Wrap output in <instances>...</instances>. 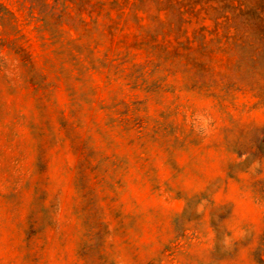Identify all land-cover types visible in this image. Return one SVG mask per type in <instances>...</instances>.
Returning <instances> with one entry per match:
<instances>
[{
	"label": "rangeland",
	"instance_id": "1",
	"mask_svg": "<svg viewBox=\"0 0 264 264\" xmlns=\"http://www.w3.org/2000/svg\"><path fill=\"white\" fill-rule=\"evenodd\" d=\"M15 66L0 73V264H256L264 100L130 63Z\"/></svg>",
	"mask_w": 264,
	"mask_h": 264
},
{
	"label": "trees",
	"instance_id": "2",
	"mask_svg": "<svg viewBox=\"0 0 264 264\" xmlns=\"http://www.w3.org/2000/svg\"><path fill=\"white\" fill-rule=\"evenodd\" d=\"M17 2L43 53L31 51L22 19L0 0V73L16 64L43 76L39 60L54 73L79 75L110 66L125 72L130 63L143 76L181 74L218 95L264 100V0ZM254 254L264 264V237Z\"/></svg>",
	"mask_w": 264,
	"mask_h": 264
}]
</instances>
